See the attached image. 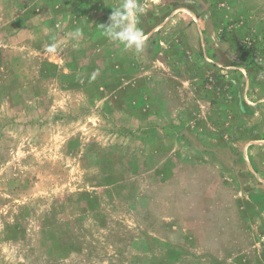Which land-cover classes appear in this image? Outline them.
I'll return each instance as SVG.
<instances>
[{"label": "rangeland", "instance_id": "rangeland-1", "mask_svg": "<svg viewBox=\"0 0 264 264\" xmlns=\"http://www.w3.org/2000/svg\"><path fill=\"white\" fill-rule=\"evenodd\" d=\"M121 2L0 0V264H264V0Z\"/></svg>", "mask_w": 264, "mask_h": 264}, {"label": "clouds", "instance_id": "clouds-1", "mask_svg": "<svg viewBox=\"0 0 264 264\" xmlns=\"http://www.w3.org/2000/svg\"><path fill=\"white\" fill-rule=\"evenodd\" d=\"M149 5L141 0H122L118 7L112 8L109 16V23L101 24L105 38L122 47L123 51H130L137 56L142 55L147 46V36L139 27L140 17L146 14ZM83 36L82 30L76 28L69 32L66 38L60 42H54L50 51L59 49L69 41L79 44Z\"/></svg>", "mask_w": 264, "mask_h": 264}]
</instances>
